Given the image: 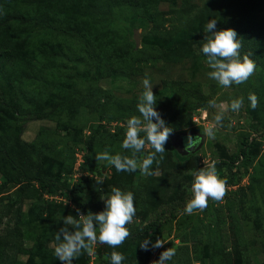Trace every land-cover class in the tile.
I'll return each instance as SVG.
<instances>
[{
	"label": "rangeland",
	"instance_id": "374dc122",
	"mask_svg": "<svg viewBox=\"0 0 264 264\" xmlns=\"http://www.w3.org/2000/svg\"><path fill=\"white\" fill-rule=\"evenodd\" d=\"M35 1L12 3L20 18L29 17L28 21L14 20L13 24L26 31L23 52L34 77L31 73L32 79L24 84L22 75L16 73L0 83V143L6 144L10 154L21 153L23 165L40 180L60 173L61 177L66 176L62 179L68 186L78 184L76 189H84L83 195L93 200L96 213L103 211L102 198L113 187L132 192L136 215L127 227L144 226L161 207L171 210V206H176L170 213L175 217L164 222L151 240L154 243L159 238L165 244L161 248L150 244L149 250H140L141 264H152L169 247L176 254L166 264H264L263 0L253 10H249L251 0H109L107 4L88 6L81 12L83 17L99 28L114 53L126 51L127 74L109 77L102 72L103 60L98 61L91 54L82 38L68 35L65 29L55 31L35 25V20L28 24L36 17ZM72 2L81 5L84 0ZM152 6L163 14L160 30L153 28L154 20L148 16ZM212 19L217 21L216 30L236 31L242 44L241 58L248 55L256 64L254 74L243 84L223 87L207 76L211 69L199 49L204 42V26ZM144 78L153 84L156 111L174 130L164 145V159L153 164L150 176L141 175L139 170L117 172L107 161L95 159L105 150L110 155L131 157V150L121 147L124 136L115 140L97 134L86 139L79 133L85 127L105 126L101 118L108 121L114 116H124L126 120L139 116L136 105L144 91ZM194 83L200 86L202 97L197 98L191 91ZM37 85L45 97H41L43 107L39 113H35V102H26L20 96L24 91L35 95ZM249 93L258 97L255 109L249 106ZM237 98L244 99L241 111H225L223 126L216 130L215 139L204 136L203 130L213 123L215 114ZM182 133L201 136L193 153L179 155L172 149L170 138ZM245 141L249 145L243 163L230 168V160ZM23 144L27 145V152L16 148H24ZM149 151L146 146L137 154L138 160ZM76 154L89 158L87 171L77 167ZM213 161L217 162V171L224 168L225 175L235 180V188L243 187L237 214L242 236L236 235L228 213L234 201L230 194L219 202L210 199L202 212L183 213L191 198L188 189L193 177L189 173L206 168ZM220 163L226 165L221 168ZM12 172L0 155V184ZM97 180L103 184L98 185ZM40 194L36 183L22 181L10 183L0 194V264H62L54 255V237L63 226L62 217L76 216V208L64 195L38 198ZM181 203L182 209L177 206ZM40 213L46 214L44 222L40 221ZM127 241L115 249L97 243L94 255L82 252L72 264H110V253H123Z\"/></svg>",
	"mask_w": 264,
	"mask_h": 264
},
{
	"label": "clouds",
	"instance_id": "9594fccd",
	"mask_svg": "<svg viewBox=\"0 0 264 264\" xmlns=\"http://www.w3.org/2000/svg\"><path fill=\"white\" fill-rule=\"evenodd\" d=\"M216 24L215 19L207 21L203 30L204 42L199 49V52L206 57V65L211 69L207 76L223 87L243 84L254 74L256 64L248 55L241 58L242 44L237 39L236 31L231 28L216 30ZM142 85L144 91L140 94L136 105L139 116L133 115L127 119L126 131L121 144L123 149L131 150V157L120 154L110 155L105 150L98 153L95 159L107 161L110 166H114L117 172L139 170L141 175L150 176L153 174V164H159L164 159V145L174 130L166 125L160 113L156 111L157 96L151 90L153 86L151 81L144 78ZM247 99L252 109L258 106V97L254 93H249ZM210 104L215 107L214 102ZM243 107V98L231 100L215 114L213 123L204 128L203 135L215 139L216 130L223 126L224 112L230 110L239 113ZM195 138L199 139V136ZM192 141L193 137L188 136L186 146ZM146 146L150 148V151L138 160L137 154ZM216 163L213 161L206 168L189 173L193 177L191 187L188 189L191 198L185 204L184 214L202 212L207 208L210 199L219 202L225 197L227 182L217 175ZM96 182L98 185L103 184L101 180ZM102 200L103 211L97 213L89 211L87 214H80L79 209H76V216L62 217L63 226L56 231L54 237V255L62 264H72V261L82 252L90 256L94 255V246L97 243L113 249L118 248L131 235L127 225L133 222L136 215L133 193L113 187L110 194ZM150 244L152 248H161L165 242L159 238L154 243L144 239L139 246L147 251ZM175 254L176 250L169 247L162 251L159 258L152 264H166ZM124 259L125 256L118 251L110 253V264H122Z\"/></svg>",
	"mask_w": 264,
	"mask_h": 264
},
{
	"label": "trees",
	"instance_id": "16d2710c",
	"mask_svg": "<svg viewBox=\"0 0 264 264\" xmlns=\"http://www.w3.org/2000/svg\"><path fill=\"white\" fill-rule=\"evenodd\" d=\"M16 0H0V83L5 80V82L9 79L11 74L20 73L22 75L21 79L24 84L32 79L30 77L31 73L34 77L33 68L31 63L26 61V56L24 55L23 48H24V37L25 30L22 26H15L13 24L14 20H26L28 18H20L18 15L19 10L12 5V3ZM121 2V0H119ZM169 1V0H164ZM109 0H84L83 4L75 5L73 4L72 0H36L34 2V12L36 17L29 20L28 24L33 23L35 25H45L46 27H52L55 31H60L61 29L68 30V35H76L82 38L86 44H88L89 48L91 49V54L97 58V60H103L102 65L103 69L102 72L107 77L113 75H122L127 74V65L129 66L128 60L124 59L126 55V51L118 50L114 53L111 50V47L108 45L107 41H104V36L100 34V30L97 26L93 25L89 19L84 18L81 12H84V9L88 6L95 7L97 4H107ZM116 2V1H115ZM259 0H251L249 5V10H253L258 8ZM264 3V0H263ZM248 10V11H249ZM151 13L148 15L152 20H154L153 28L156 30H160L161 27V20L163 19V14L157 11L156 6H152ZM244 15V14H243ZM245 15H249L247 12ZM247 17V16H246ZM38 20V21H37ZM244 20H240V24L243 23ZM27 34V33H26ZM250 36H248V39ZM246 39V38H245ZM249 42L252 46L254 42L249 39ZM254 48L256 46H253ZM31 71V72H30ZM10 80V79H9ZM56 81L59 80V77L55 78ZM60 81L57 82V84ZM191 91L194 92L196 97H202L203 94L201 92L200 86L197 83L191 85ZM36 94L32 95L29 92H20V96L24 101H33L36 103L35 106V113H39V109L43 107L41 104V97L42 100L45 99L44 95H42L43 91L38 89V85L36 88ZM42 91V92H41ZM52 97V96H48ZM49 98V99H50ZM3 99L4 96H3ZM39 101L38 103L36 101ZM17 104H15L16 106ZM16 109L21 111V109L16 106ZM105 118H101V122H106L105 126L100 125V129H95L94 126L85 127L79 133L83 135V138H93L97 134L107 136L108 138L112 139H120L121 136L125 135L126 131V118L124 116H114L113 118H107L108 121H104ZM143 136V133H141ZM16 140V139H15ZM18 142V140H16ZM251 142V141H250ZM249 142V143H250ZM15 144V143H14ZM23 147H16L22 149L21 151H25L27 148L26 144H23ZM167 145V144H166ZM248 142L245 141L242 143V147L239 150V153L236 154L235 158L230 160V165L233 168L239 166L241 162L243 163L244 157L248 150ZM6 144L0 143V155L4 158L5 162L9 164L12 168V174L9 175L7 180L0 184V194L5 193L8 185L12 182L22 181L26 184H37L38 187L41 189L40 197L43 198L53 197V196H60L64 195L65 197H69L75 205L76 209H79L80 214H87L89 211L92 213H96L94 202L86 198L83 193L84 189H76L78 184H73L68 186L65 182H63V176L61 177L60 173L55 178L44 179L40 180L39 177L35 174V172L31 173L28 168H26L23 163L25 160L23 159V155L16 156L14 154H10V152L5 148ZM16 148H13L16 150ZM173 149V148H172ZM83 151V149H82ZM27 152V151H25ZM81 154V153H80ZM144 154V153H143ZM77 155V154H76ZM82 163L80 164V169L87 171L89 164V158L87 155L81 156ZM145 157V154L144 156ZM77 161V156L75 158ZM89 164V165H87ZM226 165L225 163L221 164ZM225 171V169L223 168ZM217 171V175L221 178L226 180L227 186H235V180H231L225 175V172ZM243 187H237L235 190L226 191L225 197L227 198L230 194L231 198H234L232 206L228 211L233 228L236 232V235L242 236L243 235V228L240 218H238V213L240 203V191ZM228 195V196H227ZM224 197V199H225ZM210 204V203H208ZM179 208H183L184 203L181 205H177ZM176 206H171V210H173ZM171 210L166 209V207H161L160 210L155 212V215L149 223L144 226L133 228L128 227L131 235L127 238V245L122 253L125 256L123 264H141L139 261L140 258V250H142L139 244L144 240H152V237L161 229L164 222H168L175 217V214H170ZM222 211V210H221ZM46 214L40 213V221H45ZM222 219H225V214L221 215ZM224 231V230H223ZM201 238L198 239V243H201ZM26 253V251H24ZM103 264V263H102Z\"/></svg>",
	"mask_w": 264,
	"mask_h": 264
},
{
	"label": "water",
	"instance_id": "95a60500",
	"mask_svg": "<svg viewBox=\"0 0 264 264\" xmlns=\"http://www.w3.org/2000/svg\"><path fill=\"white\" fill-rule=\"evenodd\" d=\"M191 136L194 140H200L201 136L197 133H185V134H176L172 136L169 140V143L171 147L179 154V155H188L189 153H193L196 150L197 145L194 142L193 145L186 146L184 144L185 139ZM199 136V139H196L195 137ZM192 141V142H193Z\"/></svg>",
	"mask_w": 264,
	"mask_h": 264
},
{
	"label": "built area",
	"instance_id": "2783aa9c",
	"mask_svg": "<svg viewBox=\"0 0 264 264\" xmlns=\"http://www.w3.org/2000/svg\"><path fill=\"white\" fill-rule=\"evenodd\" d=\"M76 156L78 157V156H81V155H78V154H77ZM77 161H78V162L76 163V165H77V167H79L80 164L83 162V161H82V157L79 158ZM226 187H227V191H230V190H234V189H236L235 186H226Z\"/></svg>",
	"mask_w": 264,
	"mask_h": 264
},
{
	"label": "flooded vegetation",
	"instance_id": "af4514ba",
	"mask_svg": "<svg viewBox=\"0 0 264 264\" xmlns=\"http://www.w3.org/2000/svg\"><path fill=\"white\" fill-rule=\"evenodd\" d=\"M196 141H197V140H194L190 145H193L194 142H196ZM184 144H185V145L187 144V138L185 139ZM195 144H196V143H195ZM190 145H187V146H190Z\"/></svg>",
	"mask_w": 264,
	"mask_h": 264
}]
</instances>
